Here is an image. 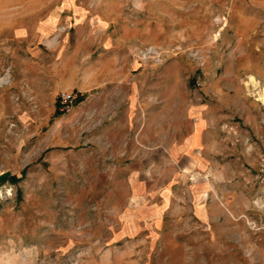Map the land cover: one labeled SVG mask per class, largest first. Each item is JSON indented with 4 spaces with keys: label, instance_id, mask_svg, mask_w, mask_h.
I'll list each match as a JSON object with an SVG mask.
<instances>
[{
    "label": "rangeland",
    "instance_id": "rangeland-1",
    "mask_svg": "<svg viewBox=\"0 0 264 264\" xmlns=\"http://www.w3.org/2000/svg\"><path fill=\"white\" fill-rule=\"evenodd\" d=\"M0 264H264V0H0Z\"/></svg>",
    "mask_w": 264,
    "mask_h": 264
},
{
    "label": "built area",
    "instance_id": "built-area-1",
    "mask_svg": "<svg viewBox=\"0 0 264 264\" xmlns=\"http://www.w3.org/2000/svg\"><path fill=\"white\" fill-rule=\"evenodd\" d=\"M76 95L73 91H61L58 96L59 109L61 112H69L73 106Z\"/></svg>",
    "mask_w": 264,
    "mask_h": 264
},
{
    "label": "crops",
    "instance_id": "crops-1",
    "mask_svg": "<svg viewBox=\"0 0 264 264\" xmlns=\"http://www.w3.org/2000/svg\"><path fill=\"white\" fill-rule=\"evenodd\" d=\"M143 128V127H142ZM160 137H158L157 139H159ZM160 140V139H159ZM153 145H155V146H159L160 148L162 147L161 145H164V142H162V141H156ZM167 145H169V143H167ZM163 150H165V148H163ZM159 151H161V150H159ZM167 152L170 154V150H167ZM172 154H170V156H171ZM172 157V156H171Z\"/></svg>",
    "mask_w": 264,
    "mask_h": 264
},
{
    "label": "trees",
    "instance_id": "trees-1",
    "mask_svg": "<svg viewBox=\"0 0 264 264\" xmlns=\"http://www.w3.org/2000/svg\"><path fill=\"white\" fill-rule=\"evenodd\" d=\"M79 99L81 100V97ZM9 178H11V176ZM12 180H13V178H12Z\"/></svg>",
    "mask_w": 264,
    "mask_h": 264
}]
</instances>
